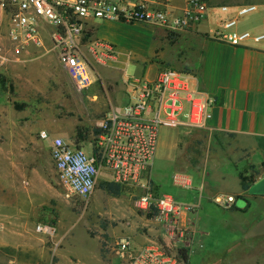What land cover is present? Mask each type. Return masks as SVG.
<instances>
[{
	"label": "rangeland",
	"instance_id": "1",
	"mask_svg": "<svg viewBox=\"0 0 264 264\" xmlns=\"http://www.w3.org/2000/svg\"><path fill=\"white\" fill-rule=\"evenodd\" d=\"M209 3L256 4L258 11L242 17L239 28L264 35V0ZM225 17L215 9L205 24L210 29H221L219 22ZM201 26L170 32L119 21L89 23L90 41L115 49L120 79H106L100 68L99 82L82 94L75 90L53 53L41 50L29 57H51L49 64L40 67L35 62L20 63L26 61L24 57L13 61L7 35L0 31V264H102L100 254H108L116 264H133L116 252L121 239L132 242L133 236L125 232L130 229H134L135 236L154 239L139 246L132 243L133 255L156 242L166 254L177 258L175 264H264V196L244 192L239 179V173L250 176L252 171L257 182L264 178V155L243 151L234 139L198 129H160L150 169L156 184L153 191L191 208L181 216L180 231H169L155 218L157 227L169 235V245L160 234L149 235L144 226L146 212L135 205L140 191L125 188L120 196L106 192L101 184L109 174L103 172L90 198L68 197L52 158L57 129L67 144L78 138L79 128L92 140L90 135L106 111L112 105L125 104L122 75L129 80L153 79L157 70L164 68L193 73L207 62L209 47L218 49L213 58L227 55L226 47L230 45L212 40L208 27ZM248 45L264 50V40ZM16 104L22 108H16ZM43 131H49L45 140L41 138ZM81 146L90 153L87 143ZM178 173L193 182L190 189L174 183ZM229 194L234 204L225 207L216 202L218 196ZM239 196L250 202L245 213L242 210L246 202ZM235 205L241 210H234ZM39 224L54 225L56 236L50 238L38 232ZM181 250L187 251L188 263L178 259Z\"/></svg>",
	"mask_w": 264,
	"mask_h": 264
},
{
	"label": "built area",
	"instance_id": "2",
	"mask_svg": "<svg viewBox=\"0 0 264 264\" xmlns=\"http://www.w3.org/2000/svg\"><path fill=\"white\" fill-rule=\"evenodd\" d=\"M215 9L226 17L219 22L221 29L207 28L212 40L232 47L264 40L263 34L239 28L242 17L258 11L256 4L211 6L209 0H0V31L4 30L10 51L17 57L29 47L45 49L44 35L48 34L50 51L57 52L62 69L82 94L98 81L90 56L97 63L116 59L111 45L89 41V23L119 21L184 32L208 23ZM189 81V75L172 68L162 69L154 80H126L125 104L112 105L98 121L99 132L86 141L90 153L85 147L54 138L52 158L68 197L90 198L104 172L109 174L105 182L141 192L135 202L139 210L156 211V221L171 232L180 231L181 216L191 208L177 204L170 196L156 195L150 169L162 127L204 129L212 118L216 98L189 88ZM41 138L47 139L48 133L43 131ZM173 180L182 188L192 187L185 174H176ZM216 202L226 207L235 199L231 195L218 196ZM36 229L50 238L57 234L54 225L39 224ZM117 246V254L127 256L133 264H175L177 259L156 242L135 255L130 239H121Z\"/></svg>",
	"mask_w": 264,
	"mask_h": 264
},
{
	"label": "crops",
	"instance_id": "3",
	"mask_svg": "<svg viewBox=\"0 0 264 264\" xmlns=\"http://www.w3.org/2000/svg\"><path fill=\"white\" fill-rule=\"evenodd\" d=\"M179 2L177 1V3ZM202 26L208 27L206 24ZM44 38L46 43L45 49L29 47L19 57L11 52L15 57L13 61L18 62L21 60V57H24L26 61L20 62L24 65L33 62H35L34 65H38L39 67L44 63L49 64L51 57L47 55L35 59L29 58L32 54L35 56V52L42 50L46 54L53 53L56 55L60 64L57 52L50 51L49 49L52 47V42L48 34H45ZM249 42L245 47H226L227 55L223 54L222 56L224 57L221 58H213V53L217 52L218 49L209 47L208 60L205 64L198 65L193 73L181 72L189 75V88L205 91L216 98V104L212 108V118L208 121L207 127L198 130L204 131L208 135L221 134L230 137L235 140L237 146L243 151L259 152L261 157L264 155V50L253 48L248 45ZM90 61L98 78L97 83L101 77L99 74L100 68L104 69L103 75H105L106 79L112 82L120 79V62L117 56L110 63H97L92 56H90ZM159 72L160 69L157 70L156 77ZM156 77L149 80H154ZM122 80L121 84L125 91V81L128 79L122 75ZM192 83H194V86L191 85ZM55 133V138H62L64 136L59 129ZM87 135L89 136V134ZM87 140L77 142V139H75L69 145L82 147L81 145L86 144ZM191 184L193 185L192 181ZM155 186L156 184L153 182L154 189ZM157 225L154 217L152 219L147 218L144 226H146L149 235L155 236L160 234L164 237L165 243L169 245L171 243L169 235L162 228H158ZM125 232L133 236L132 243L135 246L145 244L148 240H154L146 236H135L136 232L134 229ZM106 253L105 251L104 254ZM106 255V258L102 257L101 254L100 256L98 255L102 264H116L114 261L111 262L108 254Z\"/></svg>",
	"mask_w": 264,
	"mask_h": 264
},
{
	"label": "trees",
	"instance_id": "4",
	"mask_svg": "<svg viewBox=\"0 0 264 264\" xmlns=\"http://www.w3.org/2000/svg\"><path fill=\"white\" fill-rule=\"evenodd\" d=\"M238 5H244V4H236V5H228V6H238ZM239 48V47H238ZM3 82V81H2ZM16 108L21 109L22 107H20L19 105H15ZM99 131L97 128H94L93 133L97 134ZM88 135L85 134L84 130L79 128L78 129V138H77V142H81V141H85L87 140ZM255 169L254 166H251V170ZM253 173L250 176H245L244 173H239V179H240V183H241V189L244 192H249L250 188L257 183V180L255 179L256 173L255 171H252ZM101 188L103 190H105L106 192L115 195V196H120L121 194H123L125 187L120 186L118 184H115L113 182H104L101 184ZM238 199H242L243 201L246 202V207L245 209H243L242 211L245 213L249 210L250 208V202L245 199L243 196H239ZM234 210H238L240 211L241 209H238L236 206L233 207ZM144 215L148 218V219H152L154 218L157 213L156 211L153 212H146L144 213ZM180 258H178L179 260L181 259L182 261H184L185 263H188L189 260V256L187 254V251L185 250H181L180 253Z\"/></svg>",
	"mask_w": 264,
	"mask_h": 264
},
{
	"label": "water",
	"instance_id": "5",
	"mask_svg": "<svg viewBox=\"0 0 264 264\" xmlns=\"http://www.w3.org/2000/svg\"><path fill=\"white\" fill-rule=\"evenodd\" d=\"M249 194L252 196H264V178L250 188Z\"/></svg>",
	"mask_w": 264,
	"mask_h": 264
}]
</instances>
